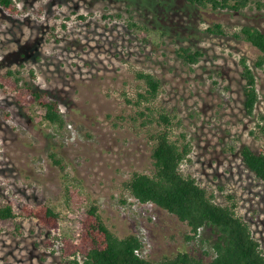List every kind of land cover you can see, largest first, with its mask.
Wrapping results in <instances>:
<instances>
[{
  "label": "rangeland",
  "instance_id": "obj_1",
  "mask_svg": "<svg viewBox=\"0 0 264 264\" xmlns=\"http://www.w3.org/2000/svg\"><path fill=\"white\" fill-rule=\"evenodd\" d=\"M16 2L17 14L0 7V74L18 70L23 82L46 91L65 125L44 121L38 107L23 110L0 90V206L12 203L20 211L48 203L60 213L57 234L77 243L94 201L119 237L144 228L149 259L187 251L211 260L210 228L187 240L186 224L154 206L153 220L123 187L134 171L152 174L150 132L164 128L143 124L137 113L143 106L132 102L142 90L136 72L143 70L161 80L149 107L155 116L167 113L170 138L190 146L182 172L217 203L234 204L264 251V184L239 153L242 145L264 152V68L254 67V47L231 36L247 24L264 31V9L213 11L184 0ZM213 22L228 35L206 33ZM180 46L203 56L188 65L176 56ZM242 56L257 80L252 116L243 103ZM51 236L31 218L1 220L0 264H64L59 243L55 251L44 243Z\"/></svg>",
  "mask_w": 264,
  "mask_h": 264
},
{
  "label": "trees",
  "instance_id": "obj_2",
  "mask_svg": "<svg viewBox=\"0 0 264 264\" xmlns=\"http://www.w3.org/2000/svg\"><path fill=\"white\" fill-rule=\"evenodd\" d=\"M184 1L192 6L213 11L240 12L252 5L257 10L264 9V0ZM0 7L10 14L20 12L16 0H0ZM129 24L138 26L134 21H129ZM205 32L211 35H228L219 22L207 26ZM231 36L254 47L257 50L254 67L264 68V31L247 24ZM175 53L188 65L196 64L203 56L200 49L190 46H180ZM239 64L244 80V108L246 113L252 116L259 100L256 75L247 57H240ZM136 78L141 81L142 90L136 92L132 102L137 107L143 106L137 111L140 116L145 117L143 124L156 121L159 126L164 124V128H155L150 132L152 174L134 171L123 182V187L140 202H152L186 224L189 229V233L185 235L187 240L196 238L201 229L210 228L211 234L214 235H211L210 242L213 253L211 260L204 261L187 251L165 255L158 260L137 254L136 250L142 247L139 236L133 233L123 237L116 235L107 225L99 205L94 201L87 204L77 243L66 235L57 234L60 213L48 203L25 204L20 211H16L12 203H5L0 206V221L18 216L36 220L43 230L54 234L44 243L51 251H55V242L59 243V257L64 264H264L261 244L254 237L250 225L237 216L235 205L217 203L214 196L208 193L194 176L182 172L181 163L188 157L189 144L171 139L168 128L171 117L164 112L155 116L149 107V103L158 95L161 80L143 70L136 72ZM0 90L12 94L15 102L27 112L35 107L41 109V117L49 124L59 128L65 125L59 103L50 98L46 91L34 90L27 82H23L18 70L8 69L0 74ZM146 111H149V114ZM239 153L244 165L264 184V152L242 145Z\"/></svg>",
  "mask_w": 264,
  "mask_h": 264
},
{
  "label": "built area",
  "instance_id": "obj_3",
  "mask_svg": "<svg viewBox=\"0 0 264 264\" xmlns=\"http://www.w3.org/2000/svg\"><path fill=\"white\" fill-rule=\"evenodd\" d=\"M133 202L135 205H139L143 210H145L144 214L145 215H150L151 218L153 220H155V215L154 214H150L152 212V208L157 207L154 203L152 202H146V203H142L140 202L138 199H136L135 197H133ZM149 217V216H147ZM144 229V228H143ZM140 230L138 232H136V234L139 236L140 240L142 241V247L140 249L136 250V253L148 258V254H149V248H150V244L149 241L147 239V235L144 234V231Z\"/></svg>",
  "mask_w": 264,
  "mask_h": 264
}]
</instances>
